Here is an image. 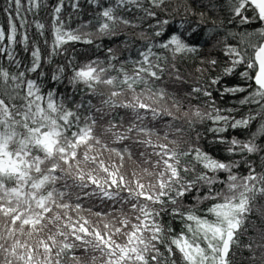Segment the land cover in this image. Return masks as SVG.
Listing matches in <instances>:
<instances>
[{
	"label": "snow or ice",
	"instance_id": "1",
	"mask_svg": "<svg viewBox=\"0 0 264 264\" xmlns=\"http://www.w3.org/2000/svg\"><path fill=\"white\" fill-rule=\"evenodd\" d=\"M90 2L100 7L99 0ZM147 2L148 8L145 0H114L101 7L92 33L85 31L92 21L71 28L62 19L66 6L79 11L80 0H57L48 60L63 54L70 42L99 48L97 39L120 35L115 31L118 24L139 27L119 15L120 10H135L155 20L154 37L168 35L165 28L172 21L159 18L166 12L165 0ZM42 4L44 0H5L0 9L7 25L0 26V57L16 69L0 64V264H87L85 257L90 264H177V253L181 264H234V249L241 254V264H264V0H227L224 19L211 21L210 26L205 13L193 26L188 17L196 14L186 8L179 25L183 31L173 30L162 42L148 41L141 34L147 44L135 59L121 61L113 48L107 49L106 62L69 59L52 80L59 82L70 69L68 83L84 86L85 98L72 108L63 96L57 98L56 90L45 92L41 82L29 78L42 60L34 42L31 66L20 70L23 62L17 58V47L29 50L30 25L45 36V25L28 19ZM224 4L225 0H208L200 6L210 11L219 6L224 12ZM249 11L251 16L246 15ZM254 22L260 26L249 31ZM237 27L241 30H230ZM198 29L209 38L225 30L224 39L236 41L225 43L229 65L209 86L244 68L239 73L243 84L225 85L221 92L222 96L247 93L238 101L248 106L240 119L231 115L235 109L215 107V101L209 111L182 112L181 102L165 87L156 86L166 73L183 82L175 60L199 51L190 42ZM129 62L131 72L125 67ZM207 63L215 67L217 61ZM193 94L212 97L208 86L193 87L188 95ZM181 119L190 131L211 121L212 142L227 145L229 156L238 154L239 159L214 158L199 146V135L184 141L182 150L180 141L170 138L184 136V129L175 126ZM257 120L258 127L245 140L221 135L229 127L250 131ZM133 146L143 149L138 156ZM128 161L135 165L131 170ZM241 167L246 174L239 172ZM189 196L194 203L184 210ZM92 201L97 203L87 206ZM204 202L210 204L203 215L198 214ZM169 210L184 225L178 234L162 223Z\"/></svg>",
	"mask_w": 264,
	"mask_h": 264
},
{
	"label": "trees",
	"instance_id": "2",
	"mask_svg": "<svg viewBox=\"0 0 264 264\" xmlns=\"http://www.w3.org/2000/svg\"><path fill=\"white\" fill-rule=\"evenodd\" d=\"M67 2V0H66ZM208 0H165V9L164 12L159 18L160 19H169L172 23L165 28V31L168 35L164 37H154L155 32V20L151 18H144L143 13L136 12H127L124 10H120L118 12L119 15H123L126 19L132 20L135 24H138L139 27L132 28L126 27L123 24H118L115 26V31L120 33L119 36L115 38L105 37L102 40L97 39V43L101 46L98 48L96 44L93 45H85L82 43H69L64 47V53L61 55H55L51 57V60H48L51 44V15L52 8L57 3V0H44V4L40 6L39 11L35 15H29V21H39L40 23L45 25V36H40L38 31L36 30L34 24H31L28 29V34L30 37L29 50L25 52L22 47H17V58L21 59L23 64L20 70H23V65L31 66V48L32 43L34 42L40 48L41 53V67L38 69L36 73H30L29 78L38 80L43 84V90L46 92L48 90H56L57 98L63 96L69 108L74 106V103L79 102L81 99L85 98L81 89H83V85H78L73 87L68 83L67 77L71 74V70L68 69L67 72L64 73L61 80L59 82L52 80V75L57 73V69L60 66H66L69 59L73 57L79 63L86 62L87 59L99 58L101 61H107V49L113 48L115 50V55L121 61L130 60L137 58V51L146 47L147 41L140 39L141 34L148 38V41H160L167 40L168 36L172 34L173 30L183 31L179 29V25L181 20L185 17V9L190 8L193 13L196 15L188 17L193 26L196 25V21L199 19L200 13H205L204 20L209 22L216 21L217 23L224 19L225 15L228 12L227 8V0H225L224 12H220L219 6L215 10H209L207 8L201 7L200 5L207 4ZM110 3H114V0H99L100 7L97 4L91 3L90 0H80V9L78 12L74 11L71 7H65L62 13V19L65 20L66 24L70 25L71 28H76L79 24L85 23L88 21H92V25L90 28L85 29V31L95 33L97 27V13L100 11L101 7L108 5ZM5 6V0H0V9ZM144 7H150V4L145 0ZM157 11H161L160 9H156ZM71 15V19L69 20V16ZM246 15L251 16L252 13L249 11ZM0 26L6 27V15L3 12H0ZM260 25L254 22L251 26L248 27L249 31H253L256 27ZM187 27V25H185ZM231 31L241 30L239 27L230 28ZM191 30L189 29V34ZM225 30H220L219 35H213L209 38L206 35L202 34V31L198 29V33L196 35L190 36V42L199 48V51L192 54H187L184 56H178L175 60L176 68L179 71L180 76L183 78V82L176 81L173 78L170 79L169 74H165L164 79L160 82H157L156 86H163L167 89V91L172 94L177 101H180L182 104L181 111H187L189 108H199L202 112L210 110V104L212 101H215L214 106L220 109H235L231 115L236 119H240L242 116L248 113V106H241L238 104L239 99L243 98V95H247V93L240 94L237 93L235 95L232 94H224L221 95L225 85L231 87L236 84H243L239 73L244 70L243 67H239L234 75L221 77V82L216 86H209L210 80L214 77L221 76L223 69L229 65V58L226 56L224 52L225 43L235 44L236 41L231 37H228L227 40L224 39ZM95 38V37H94ZM45 39L48 40V44H45ZM206 39H210L209 43H205ZM217 40H221L222 42L217 44ZM156 51L160 52L161 50L156 49ZM161 54H164L161 52ZM215 59L217 64L215 67H211L207 61ZM204 61V63H201ZM172 63L171 57L169 56V64ZM0 64H3L6 68H10L11 71H16L14 67H10L8 62L3 57H0ZM106 66V64H105ZM126 69L131 72L133 69V65L129 62L125 65ZM204 69L203 72L197 71V69ZM44 73V76H40V72ZM117 73L111 72L110 75H116ZM209 87V91L212 92V97L209 99L208 97L203 96L202 94H193L189 96L193 87ZM100 91H104L107 93V89L103 87L100 88ZM73 93H76L73 96ZM96 102L95 100L93 101ZM168 107H172L171 100L168 102ZM175 111V109H172ZM227 114V113H225ZM83 115V113H82ZM121 115H125L123 110H121ZM127 115H131L128 113ZM127 122V121H126ZM259 125V121H254L250 126V131H245L244 129L237 128L228 130L221 134L227 139H232L233 137L239 140H245L250 135L251 131H255ZM176 127H182L184 129V136H171V139H177L180 141L182 150H186V146L184 141L189 138L195 139L197 135H199V146L203 148L206 152L212 155L214 158L218 160H222L227 162L230 159H239V155L229 156L226 151L227 145L220 143H213L215 139V134L209 131L214 125L211 121H204L201 124H198L194 130H189L187 122L183 119L179 120L175 124ZM159 127V125H157ZM99 135V130L97 131ZM261 138H258L260 141ZM142 148H138L137 146H133V151L136 156H138L139 151H142ZM190 159V158H188ZM185 163L187 160L184 161ZM259 162V161H257ZM129 170L135 165L132 164L131 161H128ZM147 166V165H145ZM202 169L198 168L197 171H201ZM259 170V169H257ZM241 174H246V169L241 167L239 169ZM226 175V174H223ZM191 179V176L188 177ZM219 187V186H218ZM195 195V193H193ZM96 201L86 202L87 206H92V204H96ZM194 201L192 197L189 196L186 198L184 202V210H187L188 206L193 204ZM264 203V201H262ZM210 202H204L198 206V214L203 215L204 210L209 206ZM97 210H99L97 208ZM127 211V209H126ZM255 219V216L252 217ZM162 223L164 226L171 227L174 230L173 234H178L184 227L179 217H173L169 213H166L162 217ZM243 239V238H242ZM244 242H247L246 240ZM161 251L164 252V248L161 247ZM235 257H233L234 264H241L240 260V252L236 249ZM79 254V253H78ZM245 256L248 255L247 252L243 253ZM165 255L167 253L165 252ZM177 264H181L179 254L177 253L175 256ZM87 264H90V260L85 257Z\"/></svg>",
	"mask_w": 264,
	"mask_h": 264
}]
</instances>
